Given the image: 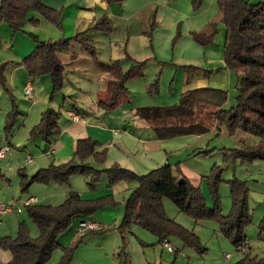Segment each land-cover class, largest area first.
Returning <instances> with one entry per match:
<instances>
[{
	"label": "rangeland",
	"instance_id": "374dc122",
	"mask_svg": "<svg viewBox=\"0 0 264 264\" xmlns=\"http://www.w3.org/2000/svg\"><path fill=\"white\" fill-rule=\"evenodd\" d=\"M244 1L249 4L264 2ZM219 5V0H200L197 9L193 7L192 0H123L122 4L113 3L111 9L107 10L112 26L110 32H98L91 28V23L83 29L82 37L95 48L96 59L83 51L77 42H72L69 50L59 53V57L68 63V56L77 54L79 60L72 65L67 64L63 87L53 95L50 89L44 100L40 98L44 93L41 91L45 86L44 78H30L22 67L25 82L33 79L36 94L33 95L34 99H30L23 94L20 72L14 78L17 82L15 89L5 69V86H0V138L8 145L20 130V144L12 148L18 155L13 165L9 155L0 161V174L4 176L0 179V203L12 211L0 216V238H15L22 222L28 227L32 238L38 236L35 224L22 206L24 198L30 195L39 199L38 205L57 206L65 201L70 191L78 193L82 200H97L111 194L112 187L108 186L106 175L91 184L89 178L80 174L71 175L66 183L32 184L22 191L20 170L26 172L28 178L36 171H33V164L26 163V159L31 158L38 166V157L44 156L41 136H29L33 127H29L33 123L31 111L52 109L59 112L60 127L65 122L67 112L77 110L87 124L117 131L115 141L108 142L113 149L120 146L122 150L119 152V163H110L107 158L100 163L91 157L86 160L87 165L103 170L117 164L142 176L167 164L174 175L182 174L200 188L211 210L214 208L212 183L218 176L216 192L221 216H228L231 212L232 182H242L248 190L247 206L251 221L245 228L246 245L236 248L221 232L217 219H194L181 212L169 198H164L162 203L167 218L194 235L198 240L197 246L187 244L178 236H169L165 242H159L155 235L137 225L121 234L118 227L123 218L124 198L137 186L136 181L130 180L123 182L126 188L113 197L115 206L103 207L87 217L91 222L92 219L93 222L97 221L100 229L79 234L76 226L86 218L74 219L59 234L57 243L60 248L54 251L47 264H59L64 249L73 247L74 254L68 264H116L115 255L121 247L131 264H235L247 254L250 257L264 255V161L225 160L227 151L258 145L259 139L240 130L231 132L226 124L216 125L198 136L158 139L145 120H133L136 109L176 106L183 92L196 88L226 91L221 108L228 110L235 106L237 75L234 71L223 69L226 27ZM96 10L97 18H102L104 12L100 15L99 8ZM29 17L39 22H25L18 31L0 22V62L15 60L18 56L21 62L34 49L35 38L42 42H55L63 38L61 28L37 12H30ZM63 18L61 16V27L63 23L67 31L64 38L74 37L76 31H70L66 23L68 20L65 16ZM195 36L209 41L200 43L194 39ZM111 56L120 62L123 72H128L137 63L144 64L139 76L130 77L125 82L126 94L120 97L113 109L106 111L98 106L100 100L107 101L110 97L109 88L100 90L105 75H101L98 64L110 63ZM8 62L7 68L11 65V61ZM45 77L51 83L50 77ZM40 99L43 100L40 106L37 107L35 103L37 108H32L34 100L39 102ZM13 101L19 114L15 117L13 130L6 137L4 127L8 113L13 109ZM17 207L22 208L20 213L16 212ZM115 218H118L116 223ZM79 240H82L81 243H78ZM165 243L172 250L164 247Z\"/></svg>",
	"mask_w": 264,
	"mask_h": 264
},
{
	"label": "trees",
	"instance_id": "16d2710c",
	"mask_svg": "<svg viewBox=\"0 0 264 264\" xmlns=\"http://www.w3.org/2000/svg\"><path fill=\"white\" fill-rule=\"evenodd\" d=\"M44 0H1L0 22L7 23L13 31L20 30L25 22L37 24L38 19L29 17L30 12H37L48 22L61 28V11L46 6ZM123 0H107L109 3H121ZM225 0H219L220 5ZM194 8H199L200 0H192ZM223 23L226 27L223 46L224 67L237 75L236 104L228 110L221 108L227 92L212 88H196L181 94L179 104L171 107L138 108L134 116L145 120L158 139H170L186 135H202L214 126L226 124L233 132L240 130L257 137L259 144L243 149L227 151L225 160L239 159L242 162L255 160L264 161V2L249 4L244 0H234L232 5L223 8ZM98 32H110L112 29L108 17L103 16L92 26ZM83 33L58 41L42 42L35 38L34 49L19 63L24 67L30 78L49 76L52 83V95L58 92L65 81L64 67L59 53L68 50L72 42H77L83 51L92 59H96V51ZM200 43L208 42L195 36ZM75 57V54L71 55ZM10 62L0 64V86H5L4 72ZM144 62L132 66L128 72H123L120 62L110 61L99 63L103 83L109 86L110 97L107 101L100 100L98 106L106 111L113 109L121 96L126 94L125 82L130 77L139 76ZM7 91V90H6ZM13 109L8 113L5 123V136H9L19 114L13 101ZM60 113L52 109L44 111L39 122L29 132L30 138L41 136L44 141L59 131ZM100 145L90 139H79L73 157L66 163L50 165L38 170L29 179L20 170V185L25 191L32 184L47 185L51 182L66 183L73 174H80L90 179L91 184L97 182L103 175L108 179L111 188L118 183L134 180L137 186L130 192L124 203V213L121 234L131 226L137 225L155 235L159 242H165L169 236H178L187 244L198 245L197 238L167 218L163 208V199L169 198L177 208L194 219L218 220L221 232L231 240L236 248L246 245L245 228L250 223V213L247 206V193L244 183L232 182V208L228 216L218 213V197L216 176L212 183L214 208L207 207L199 187L182 175H174L169 165L156 168L149 173L137 176L133 172L121 168L117 164L97 170L86 164L88 158L103 162L105 150L98 151ZM0 179L3 176L0 174ZM111 195L97 200H82L78 193L70 191L65 201L57 206L38 205L26 208L29 217L38 230V236L32 238L24 222L18 226L15 238L0 239V249L10 253L7 264H47L54 251L60 248L57 243L59 234L65 231L76 218H87L97 210L115 206ZM264 220V219H263ZM94 231V230H88ZM191 238V241L189 240ZM79 240L78 243H81ZM75 247L64 249L59 264H68L73 257ZM116 264H131L129 256L121 247L115 255ZM235 264H264L262 257H250L248 254Z\"/></svg>",
	"mask_w": 264,
	"mask_h": 264
},
{
	"label": "crops",
	"instance_id": "0c3cea01",
	"mask_svg": "<svg viewBox=\"0 0 264 264\" xmlns=\"http://www.w3.org/2000/svg\"><path fill=\"white\" fill-rule=\"evenodd\" d=\"M43 2L46 6L52 8L54 10L61 11L62 18L65 16V18L68 20V22H66L68 24V28L70 29V31H76V34L83 33V31H84L83 29L85 27H87V24L90 25V23H91V28H92L93 24L99 19V18H97V10H96L97 8H99V14L104 12L103 15L100 14V15H102L101 17H103V16L108 17L107 16V14H108L107 10L109 11L111 9V6L113 5V3H109V2H107V0H44ZM122 2L121 3H115V4H122ZM233 2H234V0H225L223 2V4L219 5V7L223 11V8L224 9L229 8ZM82 22H85L86 25L81 26L80 24ZM1 27L2 26L0 25V28ZM66 32L67 31L65 30L64 25L62 23L61 35L63 36V38L66 35ZM207 41H209V40H207ZM68 50H65V51H68ZM65 51H62V52H65ZM113 59H115V57L111 56L110 61H114ZM67 60H69V62L64 63L60 59L62 65L64 67V71H66V66H68L67 64H69V63H70V65L74 64V62H77V60H79V57L77 54H75V57H72L71 55H69ZM4 61H7V62L11 61V65L8 68H6V72L8 71V73H9L11 85L15 89H17V82H15L14 78L17 76L18 72H20V77H21V81H22L21 83L24 86V90H25L26 86L29 85L31 87V93L32 94H31V97H28V98H30V99L33 98V95L36 94V92L34 94L33 79L29 78V81L25 82L26 76H25V73H23L24 69L22 68V66L19 65L20 57L18 56L17 58H15V60H6V59L2 60L0 62V64L3 63ZM223 69H225L224 62H223ZM40 78H44V85L45 86H44L43 90H41L44 93H43V95L40 96V98L44 100V98L48 94L49 90L52 89L51 88L52 84L47 79V77L41 76ZM42 85L43 84L41 82V87H42ZM106 88H109V86L107 84L102 83L100 90L103 91ZM212 89H215V88H212ZM23 94L25 95L24 92H23ZM41 99L39 100V102L37 100H34V103L31 105V107L32 108L35 107L34 106L35 103H36L37 107H39L40 106L39 103L43 102V100H41ZM37 107H35V108H37ZM74 111L75 110H72V111L70 110V111H68L69 113L67 112L64 124L59 127L58 133L55 134L53 137H51L48 142L44 141L43 139L41 140L42 144L44 146V151H43L44 156L38 157V161H39L38 166H36V164L33 162V167H34L33 171H35V169H36V171L41 170V169H45L47 166H50V165L57 166V165L68 162L73 157V154H74L75 149H76L77 140L85 139V138H90V139H94L95 141H97V143L100 145V147L98 148V151L105 150L106 158H107L108 162L119 163V152H122L121 148H119L120 146L113 149V147H111V143L108 142L109 140L115 141L116 136H118V132L115 130H111V131L110 130L109 131L103 130V129L99 128V126H97V125L87 124V122L84 120V118L81 116V114H79V112H76L77 110L75 112ZM31 112H32V122L37 123L36 121H38L39 117L41 116V114L44 111L40 110V109L39 110L34 109ZM135 119H136V117L134 116L133 120L135 121ZM33 123H30L29 127H32V125L33 126L36 125ZM24 125L25 124L23 123V126ZM27 127L28 126H26V128ZM19 133H20V130L13 136L14 138L11 140V142H9L8 145L5 144V140L3 138H0V148L5 147L6 145L9 148V151L7 152L5 157L3 159H0V161L5 160L7 155H9V158L12 161V165H13L14 160H16V158H18L17 153H15L12 150V148H16V146H19V144H20ZM27 136H28V132H27ZM121 137H123V135H121ZM148 143L145 145V147H147ZM23 169H25V168H23ZM24 173L26 174V172H24ZM33 175L34 174H32V176ZM3 178H4V176H3ZM122 183L123 182L118 183L112 187L111 194H110L112 197H115L116 193H118L119 191L123 192V189L126 188L124 186L125 184H122ZM44 193L48 194L47 191H45ZM67 197H68V194H66L65 199ZM30 198H36L37 203L39 202V199L37 197L32 196V195L28 196L27 198H24L23 201L30 199ZM124 199L126 200V198H124ZM0 205H2V204L0 203ZM21 211H22V208H21ZM10 212H12V211L9 210L5 214L0 213V216L6 215ZM87 219L88 218H86V220L80 221L79 223L91 222ZM117 220H118V218H115V220H114L115 223ZM96 222H93V219H92L91 223L97 224L98 222L97 223ZM79 223L76 226V232L79 234H82V233H84V231L83 232L78 231ZM97 225H99V224H97ZM164 247H165V245H164ZM10 258H11V255L9 252L0 249V264H7L9 262Z\"/></svg>",
	"mask_w": 264,
	"mask_h": 264
},
{
	"label": "built area",
	"instance_id": "2783aa9c",
	"mask_svg": "<svg viewBox=\"0 0 264 264\" xmlns=\"http://www.w3.org/2000/svg\"><path fill=\"white\" fill-rule=\"evenodd\" d=\"M24 93H25V96L26 97H31V94L32 93H31V87L29 85L26 86V88L24 90ZM8 151H9V148L8 147H1L0 148V159H3L5 157V155L7 154ZM26 163L28 165H32L33 164V160L28 157L26 159ZM36 203H37L36 198H30V199H27V200L23 201L22 202V206L24 208H28L31 205H34ZM9 210L10 209L7 208L6 206L0 205V213L1 214H5ZM20 211H21V208L20 207H17L16 208V212L17 213H20ZM97 229H100V226L97 225V224L91 223V222H81V223H79V226H78V231L79 232H83V231H86V230H97ZM165 247H167L169 250H172L171 247L169 246V244H167V243H165Z\"/></svg>",
	"mask_w": 264,
	"mask_h": 264
}]
</instances>
